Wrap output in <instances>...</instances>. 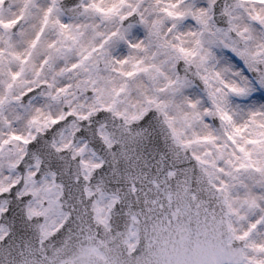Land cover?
I'll use <instances>...</instances> for the list:
<instances>
[{
	"label": "snow or ice",
	"instance_id": "snow-or-ice-1",
	"mask_svg": "<svg viewBox=\"0 0 264 264\" xmlns=\"http://www.w3.org/2000/svg\"><path fill=\"white\" fill-rule=\"evenodd\" d=\"M0 264H264V0H0Z\"/></svg>",
	"mask_w": 264,
	"mask_h": 264
}]
</instances>
